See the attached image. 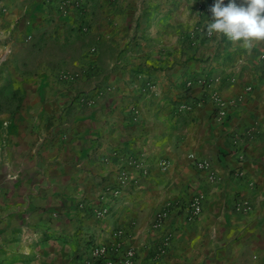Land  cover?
Wrapping results in <instances>:
<instances>
[{"label": "crops", "instance_id": "crops-1", "mask_svg": "<svg viewBox=\"0 0 264 264\" xmlns=\"http://www.w3.org/2000/svg\"><path fill=\"white\" fill-rule=\"evenodd\" d=\"M212 3L0 0V262L264 264V41L209 37Z\"/></svg>", "mask_w": 264, "mask_h": 264}, {"label": "clouds", "instance_id": "clouds-1", "mask_svg": "<svg viewBox=\"0 0 264 264\" xmlns=\"http://www.w3.org/2000/svg\"><path fill=\"white\" fill-rule=\"evenodd\" d=\"M209 12V37L222 34L249 47L264 41V0H213Z\"/></svg>", "mask_w": 264, "mask_h": 264}, {"label": "built area", "instance_id": "built-area-1", "mask_svg": "<svg viewBox=\"0 0 264 264\" xmlns=\"http://www.w3.org/2000/svg\"><path fill=\"white\" fill-rule=\"evenodd\" d=\"M194 81H188L187 85L189 87L193 86ZM215 101L218 103L219 108H221L223 105H225V102L219 95H214ZM189 108L188 105H183V109ZM163 166H167L166 161H161L160 163ZM194 164L198 167L200 170H208L211 173V178L215 179L216 174L215 171L212 168L211 162L199 158H194ZM129 180L128 174H124L121 177L120 184L123 186L126 184ZM112 193L114 195H119L121 193L120 188H116L112 190ZM203 201H204V194L200 191L194 192L192 195L190 201L186 205V211H187V218L188 220H194L202 213L203 210ZM175 206V203H170L167 205V207L159 212H157L154 223L157 227H164V230L162 232L163 236V246H169L172 237L174 235V232L172 228L167 227V221L172 216ZM109 207H102L98 210L97 216L103 217L109 213ZM123 249V248H122ZM118 244L117 245H109L105 243L97 244L92 247L90 250L88 256L86 257L84 264H113V261L110 259L112 254L115 251L122 250ZM130 255H134V251L130 249L128 251ZM119 264H123V259L119 262Z\"/></svg>", "mask_w": 264, "mask_h": 264}, {"label": "rangeland", "instance_id": "rangeland-1", "mask_svg": "<svg viewBox=\"0 0 264 264\" xmlns=\"http://www.w3.org/2000/svg\"><path fill=\"white\" fill-rule=\"evenodd\" d=\"M0 160H1V157H0ZM126 184H124V185H126ZM152 228L154 229L153 231L155 232V241H154V243H155V245H157V244L159 245V246H156V249L154 251V254L156 256H163L167 252L168 247H169V246H166V247L163 246V236H162V232L164 230V227H160V228L157 227L155 225L154 221H153ZM173 238H174V235L172 237V240H173ZM130 249H132L134 251V255H130L128 253V251ZM0 254H3L2 251H0ZM136 258H137V250H136V248H134L132 246H128V247H123L122 250L115 251L112 254V256H111L110 259L113 261V264H119V262L122 259H123V264H134L135 261H136ZM0 259H1V256H0ZM85 260H86V258H85ZM85 260H84V263H85ZM5 263H6L5 261L0 262V264H5Z\"/></svg>", "mask_w": 264, "mask_h": 264}]
</instances>
